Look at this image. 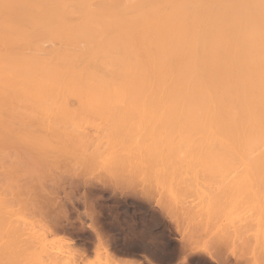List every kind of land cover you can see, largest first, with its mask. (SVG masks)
Returning a JSON list of instances; mask_svg holds the SVG:
<instances>
[{"label":"bare ground","instance_id":"obj_1","mask_svg":"<svg viewBox=\"0 0 264 264\" xmlns=\"http://www.w3.org/2000/svg\"><path fill=\"white\" fill-rule=\"evenodd\" d=\"M67 99L90 100L85 106L79 102L87 108L98 106L101 99L150 101L144 106L148 105L150 110L153 107V112L163 109L160 119H155L159 115L157 111L153 113L155 120L148 113L146 120L150 117L153 121L147 125L138 122L125 125L120 120L116 123L121 124H114L112 119L106 123L108 132L130 134L132 130L149 128L148 137L164 133L163 138H168L147 140V145H156V150L151 149L158 150L157 158L159 151L173 154L175 151L187 163L209 161L214 167L219 163L217 172L224 168L223 164H229V170L235 164H244L250 165L248 172L261 176L264 174V0H0V160L11 161V166L7 161L9 167L1 162L4 166L1 170L9 168V174L6 170L0 173L4 176V172L9 179L6 182L5 176H0L6 182L0 180L3 183L0 186L13 184L10 180L18 184L21 176H14L12 170L22 177L28 175L29 180L33 177V181L44 162L65 160L69 155L71 159L79 157L78 154L83 163L94 159L96 154L85 153L91 148L94 152V143L76 135L79 129L71 119L73 113L65 116L62 112L60 118L61 113L55 111L64 103L67 105L62 102ZM54 100H61L63 106L55 105ZM91 100L99 101L95 105L90 104ZM76 105H79L77 101ZM76 108L75 113L84 112L79 110L80 106L77 111ZM66 109L65 106L62 110ZM65 120H69L66 125ZM70 121L75 128L69 126ZM81 131L83 135L85 130ZM70 133L80 138L79 142L76 137L74 142ZM142 134L144 131L139 136ZM81 138L87 143L81 144ZM9 154L18 159L12 160L17 157ZM87 156H91L90 161ZM92 162L79 166L87 165L89 169ZM17 163L22 166L17 168ZM120 163L111 169H120L123 165ZM40 171L45 175L46 170ZM119 171L117 174L122 172ZM237 171L238 174L241 170ZM1 188L0 192L12 190ZM4 196L7 199L0 193V264H57L58 261L63 264L57 253L47 251L54 256L42 253L47 248L42 243L45 239L41 230L36 226L37 231L33 223L30 226L27 222L25 226L26 221L18 225L21 219L13 218L9 203L7 206V201L2 199ZM26 229L28 233H24ZM102 248L108 264L122 263L114 261L113 251L104 245Z\"/></svg>","mask_w":264,"mask_h":264},{"label":"rangeland","instance_id":"obj_2","mask_svg":"<svg viewBox=\"0 0 264 264\" xmlns=\"http://www.w3.org/2000/svg\"><path fill=\"white\" fill-rule=\"evenodd\" d=\"M61 100L59 102L54 100L57 103L54 104L63 106L62 102H66L68 107L64 103L61 109H55V111L61 113V117L57 114L58 117L62 118L64 112L65 116L67 113H73L71 119L75 120H73L74 124H78L76 127H78L79 132L78 130L73 132L75 127L74 125L72 126L71 120L69 122L71 125L69 126L74 127L71 130L72 133L76 132L78 137L79 135L80 137L83 136L86 140L89 138L94 143L92 144L93 147L95 146L94 152L92 151L93 148H91L92 153L90 149L88 152L84 151L91 156L96 154L95 157H92L94 158L93 160H91V156H87L90 157V163L93 161L92 167L88 165V169L87 165H84L85 167L79 166L90 164L86 160L88 158L85 159L86 163L82 162L81 154H78L81 161L77 155L75 156L76 158L72 157L71 159L69 155L65 160H62L64 158H59L60 160L57 159L55 162L52 160L49 164L44 162L45 164L42 165L45 168L39 165L40 170L46 171L44 175V171L38 170L41 174L38 172L39 176L36 177L37 179L34 177L38 182L36 184L34 182L36 180L33 179L32 181L31 179L33 177H30L29 180L28 175L26 177L23 174V177H26L25 179H28V181L23 179L22 174H16L17 171L12 170L14 176H21L20 181L19 179L17 180L18 184H14L16 182L10 180L13 184L9 182L7 185L13 186L5 184L3 185L4 187L0 186V188L10 187L13 190L12 192V190L6 191L4 189L2 192L4 193L5 191V194L0 193L6 195L7 199L5 196L2 199L5 200V203L7 201V206L9 203L8 209L11 207L13 218L21 219V221L18 220V223H16L19 225L20 222L26 221V223L23 222L25 226L27 222L30 226L33 223L35 227L32 226L35 229L37 226L41 230L40 234H42L43 240L45 239L42 243H46V247L45 245L42 246L47 248V250H44V247L42 248L44 250L42 253L45 252V256L50 254L47 251H51V253H57L56 255L62 259L63 264H108L107 256L102 248L104 245L110 252L113 251L112 256L115 257L112 258L116 263L121 261L122 263L120 264H264V174L260 176V173H257L258 175L254 176V172L246 170L250 165L244 164H235V167L232 164L234 168H230V170L229 164L228 166L223 164L224 168H227L226 171L221 164V171L218 170L217 172V169L220 168L219 163L217 165L214 162L218 167H214L211 161L210 165L209 161L207 163L205 161L204 163L193 161L192 163L189 162V164L176 156L177 153L175 151L174 154L168 153V151L163 150V147H158L160 150L163 148V151H159V153H162H160V156L163 155V157L159 156L158 159L157 156L159 154H156L158 150L155 152L152 150L155 144H152L153 147H151L147 143L150 142L148 140L150 138H163L164 133H156L157 136L153 133L154 135L152 134L148 137L147 134H151L149 128H147L148 132L146 129L140 131L132 130L133 132H131L134 135L131 132L128 134V132L125 133L123 131H117L119 135L113 131L108 132L106 123H110L112 119L113 121L115 120V122L112 121L114 124L117 120H120L125 125H132L135 122H138L136 124L147 125L153 121L150 117L151 121H147V116L159 111L154 109L153 112V107H151V112L148 105L149 109L144 106L145 102L147 104L150 101L101 99L98 102L99 100H91L90 104L93 102L92 104L95 103L96 105L98 102L99 108L95 106V109V107L90 108L91 106L89 108H87L88 106L83 107L79 103L87 105L90 100L67 99L62 102ZM76 101L79 104L78 106ZM160 102L162 101H157L156 103ZM109 104L111 106H107ZM139 105L141 107L137 108ZM65 106L67 108L66 111L62 110L65 109ZM75 107H78L76 111L79 109L84 112L82 114L80 111V113L78 111L75 113ZM83 108L86 111L92 109V112L88 110L91 113L88 111L85 113ZM55 111L50 112L58 113ZM162 111L163 109L158 113L159 115L156 114V120L161 118ZM146 113L149 114L146 115ZM80 115L83 118L84 116L86 117L83 119L84 121ZM23 116L25 117V115ZM153 116L155 114L151 116L152 119H154ZM75 118H78V121ZM87 118L92 120L90 121ZM68 121L65 120L64 125ZM88 121L89 125L91 123L90 126L87 123ZM120 121H118L119 124H121ZM127 121L129 122L127 123ZM81 129L82 131L85 130L86 136L84 133L83 135L80 134ZM143 131L145 134L141 136H146L145 138L139 136ZM67 133L69 132H64L65 135H69ZM93 133H96L95 137ZM125 134L128 135L126 136ZM75 137V135L71 134V139L74 142L75 140L79 142L78 139L80 138ZM166 137L163 139L167 140L168 138L166 139ZM83 139L81 138L83 142L80 140L81 144L87 143ZM142 139L144 140L143 142H141ZM138 142L139 146H136ZM133 146L134 148L141 147L142 149H133ZM149 146L150 148H148ZM144 148H148L145 149L146 151L144 150L146 152L145 155V152H143ZM96 149L97 151H95ZM154 149L156 150V148ZM123 153L124 155L126 154L124 157ZM10 156L8 157L10 158ZM177 157L181 161H177ZM109 158L112 159L113 165L118 161L123 163L124 166L120 163L122 165L118 166L120 169H115V171L120 170L122 172L119 171L120 173L117 174L118 171L115 173L114 169H111V166L114 168L115 165H110L112 162H109ZM6 159L7 161L10 160ZM14 159H18V157H14L12 160ZM147 159L148 161L150 160L148 163ZM171 159L174 160L172 161ZM78 160L79 163H77ZM2 161L0 160V172H5L6 170L5 173H7L9 168L1 169L4 168L2 165H7L8 162L6 160ZM130 161H132L131 164H129ZM166 161L168 165H166ZM1 162L3 163L2 165ZM80 162L82 163L80 164ZM18 163L17 168H20L22 163H20L21 166ZM119 163L117 164L119 165ZM202 164L205 165L202 166ZM232 165L230 166L232 167ZM7 166L9 167V165ZM82 168L85 169L83 170ZM237 170H241L239 171L240 173L237 174ZM230 171L231 173L229 174ZM4 172L3 175L5 176ZM42 174L44 178L41 177ZM0 176L1 178L4 177L2 174ZM14 176L13 178H15ZM1 178L0 180L3 183H6L9 179L5 176L6 182H4L5 180ZM39 181L42 182L41 186ZM1 182L0 184H3ZM15 185L16 190H14ZM28 188L32 190L31 192L29 189L31 193L27 191ZM22 191H26V193ZM22 204L24 207H22ZM16 210L17 212L15 213ZM23 215L26 217H23ZM91 225L93 228L90 227ZM25 232L28 233V230H24ZM34 235H37V232L36 234L34 232ZM96 235H98L99 239ZM259 242L263 243L262 246ZM59 257L58 259H60ZM57 264H60L59 261ZM109 264L113 263L109 262Z\"/></svg>","mask_w":264,"mask_h":264}]
</instances>
